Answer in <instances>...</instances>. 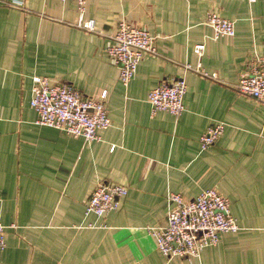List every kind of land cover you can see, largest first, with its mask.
Here are the masks:
<instances>
[{"label": "crops", "instance_id": "0c3cea01", "mask_svg": "<svg viewBox=\"0 0 264 264\" xmlns=\"http://www.w3.org/2000/svg\"><path fill=\"white\" fill-rule=\"evenodd\" d=\"M209 12L235 23L232 38H212ZM120 21L157 39L126 88L104 53ZM253 57H264V0H86L83 17L74 0H0V264H264V104L235 90ZM35 77L106 92L111 126L87 143L36 125ZM180 78L184 112L152 116L149 93ZM99 184L128 190L104 217L85 211ZM205 190L229 201L238 231L191 261L164 259L147 229L165 224L166 196Z\"/></svg>", "mask_w": 264, "mask_h": 264}, {"label": "built area", "instance_id": "2783aa9c", "mask_svg": "<svg viewBox=\"0 0 264 264\" xmlns=\"http://www.w3.org/2000/svg\"><path fill=\"white\" fill-rule=\"evenodd\" d=\"M74 1L80 17H83L86 0ZM204 23L211 30L214 40L234 36L235 23L222 19L215 13H207ZM78 27L85 32L99 34L93 21H85ZM111 40L104 53L118 69L120 81L126 88L142 59L148 55H156L157 39L145 29L120 21ZM203 51V45L195 47L198 57L202 56ZM186 69L207 76L202 71L190 67ZM235 90L242 97L264 104V57L251 59L247 71L235 85ZM185 94L186 83L183 78L161 81L147 98L152 116L163 112L179 117L185 110ZM106 99V92L97 99L88 98L70 86L52 85L46 78L35 77L30 107L36 113V125L56 129L64 135L82 138L91 143L98 141L99 133L111 126ZM223 132L222 124L208 127L199 139L200 149L208 151ZM127 193L126 187L121 185L99 184L89 196L85 206L86 214L104 217L117 211ZM229 207V201L214 190H205L191 200L170 193L166 196L165 224L147 231L155 238L157 250L164 259L181 258L191 261L198 258L205 248L217 246L222 235L238 231ZM4 230L5 227L0 224V253L5 249Z\"/></svg>", "mask_w": 264, "mask_h": 264}]
</instances>
